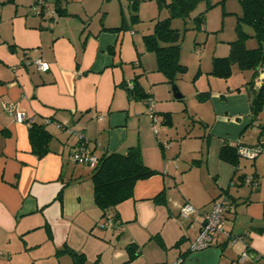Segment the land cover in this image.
I'll return each instance as SVG.
<instances>
[{
    "label": "crops",
    "instance_id": "obj_1",
    "mask_svg": "<svg viewBox=\"0 0 264 264\" xmlns=\"http://www.w3.org/2000/svg\"><path fill=\"white\" fill-rule=\"evenodd\" d=\"M84 1L68 0L59 17L48 18L33 13L32 0H0V264H13L15 255L29 250L37 251L40 264H74L68 251L97 259L109 249L112 235L120 245L112 247L109 264L180 259V264H264L249 258L237 262L244 249L264 252V161L258 162L260 154L248 169L242 157L236 167L219 155L224 142L253 146L261 140L264 150V121L260 113L252 115L249 103L258 84L249 79L206 95L211 108L195 116L198 131L186 130L165 147L173 125L171 114V124L165 122L164 113H171L163 109L166 98L155 101V132L145 99L129 92L137 80L155 98L150 81H167L156 58H150L132 23L110 29L120 25L122 13L127 18L122 0ZM26 57H40L47 69L25 65ZM9 102L23 120L6 111ZM32 121L44 124L52 136L42 157L30 149ZM76 131L85 134L97 158L138 146L144 164L156 171L136 180L132 197L111 210L118 229L99 226L103 217L94 201L91 167L72 159ZM240 174L253 175L258 187L234 183ZM223 194L235 201L224 226L245 236V242L231 245L217 233L208 247L191 249L202 214ZM184 202L198 213L179 216Z\"/></svg>",
    "mask_w": 264,
    "mask_h": 264
},
{
    "label": "trees",
    "instance_id": "obj_2",
    "mask_svg": "<svg viewBox=\"0 0 264 264\" xmlns=\"http://www.w3.org/2000/svg\"><path fill=\"white\" fill-rule=\"evenodd\" d=\"M129 5V22L134 23L137 20L138 0H127ZM198 0H169L165 3L168 16L162 19H156L151 33L143 35L145 46L148 50L155 53L157 70H160L166 77L167 82H174L176 75L184 71V66L179 62L180 33L177 29L170 27L169 19L174 16L187 17L196 6ZM242 6L243 14L239 16L241 20L253 26V33L249 34L239 30V36L230 41L229 53L225 56H214L212 59L211 73L216 77L227 78L232 74V64H236L240 69H252L253 75L249 84L256 80L259 70L264 69V0H239ZM220 2H223L221 0ZM196 26L203 23V14L195 16ZM126 16L121 14V23L118 27L110 28L111 30L122 29L128 22ZM248 37H254L257 42L255 47H246L245 42ZM132 88H129L131 96L146 98L150 95L145 93L142 87L133 80ZM251 99L250 107L252 115L257 117L262 106H264V78L258 84V89ZM206 94L201 97L205 98ZM167 117L166 123L171 124L170 113H164ZM28 138L32 152L37 157H42L49 151L51 140L50 132L42 123L34 121L28 123ZM264 134V125L260 126V135ZM261 145V140L257 144ZM237 144L230 145L224 142L220 148V158L232 165L238 166L239 158ZM261 151V150H260ZM262 151L253 159L255 160ZM90 178L93 183V195L96 206L101 210V216L110 213L112 219L116 221V215L111 210L118 203L132 197L133 186L136 180L146 178L156 171L148 168L142 160L140 148L138 146L130 147L125 153L112 151L103 152L97 163L91 167ZM250 177V183L258 187L257 178L253 175ZM247 175L240 174L236 176L234 183L242 184ZM229 196V195H228ZM57 197H61V191ZM232 199V198H231ZM233 200V199H232ZM235 205V201L233 200ZM73 259L74 264H81L83 254L68 251Z\"/></svg>",
    "mask_w": 264,
    "mask_h": 264
},
{
    "label": "rangeland",
    "instance_id": "obj_3",
    "mask_svg": "<svg viewBox=\"0 0 264 264\" xmlns=\"http://www.w3.org/2000/svg\"><path fill=\"white\" fill-rule=\"evenodd\" d=\"M85 1L88 5H99L101 1L107 2L108 0ZM168 1L138 0L136 11L138 17L134 21L133 26L135 27V34L139 40L140 37L143 38L144 34L153 31L156 19H162L168 16L167 8H165V3ZM220 1L198 0L196 6H194L187 17L174 16L169 19L170 27L177 29L180 33V51L178 57L179 62L185 68L184 71L176 75L174 82H162L154 79L150 83L156 87L155 101L160 103L162 102L160 101L161 99L166 98L163 109L170 111L171 118L173 119L172 131H167L166 133L168 134V139H172L169 140V143L172 142L173 145L176 144L175 142L177 140L179 141L180 134L185 133L186 130L198 131L197 128L200 127V123L196 119L197 117H195L198 113L205 114L210 112L211 105L209 104V97H201L205 94L209 95V93H221L227 89L228 85L235 87L245 84L253 75L252 69H240L235 63L231 66L232 74L227 78L216 77L211 73L213 57H220L229 53L230 41L238 38L239 30L251 34L254 31L252 25L239 18L243 14L239 0ZM113 2L118 3V0H113ZM127 4V0H122L123 10L128 20L130 10ZM200 13L203 14V23L200 26H196L193 18ZM97 17L99 16L97 15ZM97 17L95 16V18ZM110 17H112V14ZM128 23H130L129 20ZM255 40L254 37H248L244 41L246 47H255L257 44ZM150 52V58L155 57V53L153 51ZM146 80V77H144L140 82L143 87L147 84L145 83ZM173 86L177 87L181 95L180 97H176L173 94ZM259 117L261 121H264V106H262ZM240 160L250 169L252 160L244 157ZM262 161H264V152L258 158V162ZM116 240L117 236L112 235L109 249L101 253L98 252L99 254L95 255L97 259L90 257L86 259L83 256L84 258L81 264H109L111 260L109 255L112 247H119L118 245H120L116 243ZM41 250L44 251L45 249L42 248ZM36 254L37 251L35 250L21 252L14 256L12 262L13 264H40L42 262L41 259L40 262L39 260H35V257H37ZM3 264L9 263L4 262Z\"/></svg>",
    "mask_w": 264,
    "mask_h": 264
},
{
    "label": "built area",
    "instance_id": "obj_4",
    "mask_svg": "<svg viewBox=\"0 0 264 264\" xmlns=\"http://www.w3.org/2000/svg\"><path fill=\"white\" fill-rule=\"evenodd\" d=\"M33 1V8L35 14H40L42 16L47 15L48 18H54L59 17V7L67 3L68 0H32ZM53 3L54 6L52 8H49L48 5ZM25 65L28 64H34L38 70H46L48 67V64L44 62L40 57H34L29 58L26 57L23 59V62ZM262 78H264V69L259 70V75L256 77L255 82L257 84L261 83ZM130 88H132V83L130 84ZM146 107L148 112L151 114L152 119V128L155 132H157L158 129V123H159V116L155 109V100L154 98L149 95L146 98ZM4 108L6 111L14 116V118L17 121L23 120V114L19 111H16L14 109V106L12 103H5ZM100 118V116H98ZM69 132H72L70 128H66ZM74 134L77 136V145L75 146V149L72 152V159L76 162L83 163L85 165H88L90 167L94 166L98 158L97 156L88 148L89 140L80 131H76ZM169 142H163V146H169ZM262 150L260 145H253V146H245V145H238L237 151L238 155L240 157L253 159L255 158ZM245 181H250V177H245ZM233 200L227 195L223 194L218 199L212 201L209 209H207L202 215H203V221L200 226V231L196 239H194V242L191 245V249L193 250H199L208 247L211 242L213 241L215 234H222L224 236V239L227 240V242L231 245L237 243V242H245V236L243 235H235L231 231L225 228L226 223V216L227 213L231 212L234 209V202ZM198 213V210L191 205L190 203L184 202L180 206L179 209V216L182 218H187L189 215H193ZM100 227L103 228H109V229H118L120 226L112 219V216L110 213H107L104 218H102V221L99 223ZM252 259L256 261H264V252H253L248 249H244L240 254L238 255V263L244 261L245 259ZM180 260L176 262V264H180ZM175 264V263H174ZM240 264V263H239Z\"/></svg>",
    "mask_w": 264,
    "mask_h": 264
},
{
    "label": "water",
    "instance_id": "obj_5",
    "mask_svg": "<svg viewBox=\"0 0 264 264\" xmlns=\"http://www.w3.org/2000/svg\"><path fill=\"white\" fill-rule=\"evenodd\" d=\"M173 90H174V95L176 96V97H180L181 95H180V93L178 92V89H177V87L176 86H173Z\"/></svg>",
    "mask_w": 264,
    "mask_h": 264
}]
</instances>
